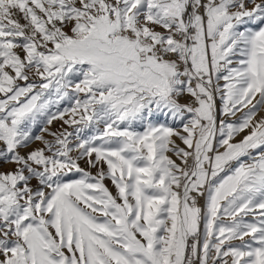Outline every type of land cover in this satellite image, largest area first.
Returning a JSON list of instances; mask_svg holds the SVG:
<instances>
[{"label":"snow or ice","instance_id":"6c2138e0","mask_svg":"<svg viewBox=\"0 0 264 264\" xmlns=\"http://www.w3.org/2000/svg\"><path fill=\"white\" fill-rule=\"evenodd\" d=\"M262 113L264 0H0V264H264Z\"/></svg>","mask_w":264,"mask_h":264},{"label":"rangeland","instance_id":"374dc122","mask_svg":"<svg viewBox=\"0 0 264 264\" xmlns=\"http://www.w3.org/2000/svg\"><path fill=\"white\" fill-rule=\"evenodd\" d=\"M262 115H264V113H262ZM105 183L109 187V189L113 192V194H115L116 190H115L114 186L112 185L111 181L110 180H106ZM201 203H203V201ZM248 219H251V217H249Z\"/></svg>","mask_w":264,"mask_h":264}]
</instances>
